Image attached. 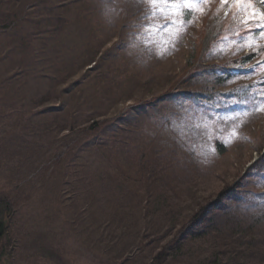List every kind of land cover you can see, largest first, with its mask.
Segmentation results:
<instances>
[{"label":"rangeland","instance_id":"1","mask_svg":"<svg viewBox=\"0 0 264 264\" xmlns=\"http://www.w3.org/2000/svg\"><path fill=\"white\" fill-rule=\"evenodd\" d=\"M201 7L0 0V264H264V2Z\"/></svg>","mask_w":264,"mask_h":264},{"label":"snow or ice","instance_id":"2","mask_svg":"<svg viewBox=\"0 0 264 264\" xmlns=\"http://www.w3.org/2000/svg\"><path fill=\"white\" fill-rule=\"evenodd\" d=\"M143 2V0H141ZM205 0H149V6L152 10H159L161 13L165 11H171L175 14L174 19L169 21V25L175 24L179 19V15L182 10H187L188 15L190 16L193 11L199 12L202 11L201 5ZM221 2L227 6L229 0H221ZM264 2V0H262ZM236 6H239L242 11H246L251 6V0H232ZM151 15V12L146 14V18ZM260 16L264 18V13L258 12L253 9L250 13L251 17ZM169 25H161L160 30H163L164 27ZM256 27L261 29L262 34H264V24H257ZM252 104L253 110L264 111V101L257 103L256 101L249 102ZM247 115V113H245ZM235 134V133H233ZM264 163V161H262Z\"/></svg>","mask_w":264,"mask_h":264},{"label":"trees","instance_id":"3","mask_svg":"<svg viewBox=\"0 0 264 264\" xmlns=\"http://www.w3.org/2000/svg\"><path fill=\"white\" fill-rule=\"evenodd\" d=\"M211 24L209 26V30H208V34H207V38L205 39V43L206 41L208 40H212L214 39L216 36L219 35L221 29H222V24L221 26L218 27V18H216V13L213 12L211 14ZM253 56H246L244 58H242L243 62L246 61V62H250L252 61V58ZM200 66H203V64H200ZM221 151L223 150V146L221 144H219L218 146ZM6 230H7V224L5 222V220L1 219L0 220V241L2 240V238L4 237L5 233H6Z\"/></svg>","mask_w":264,"mask_h":264}]
</instances>
